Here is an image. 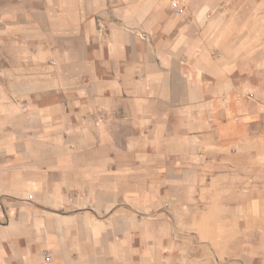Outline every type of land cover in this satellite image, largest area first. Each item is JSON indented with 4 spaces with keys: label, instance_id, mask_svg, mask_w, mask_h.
<instances>
[{
    "label": "crops",
    "instance_id": "crops-1",
    "mask_svg": "<svg viewBox=\"0 0 264 264\" xmlns=\"http://www.w3.org/2000/svg\"><path fill=\"white\" fill-rule=\"evenodd\" d=\"M0 264H264V0H0Z\"/></svg>",
    "mask_w": 264,
    "mask_h": 264
},
{
    "label": "built area",
    "instance_id": "built-area-1",
    "mask_svg": "<svg viewBox=\"0 0 264 264\" xmlns=\"http://www.w3.org/2000/svg\"><path fill=\"white\" fill-rule=\"evenodd\" d=\"M172 6L173 7H177V3L175 1L172 2ZM29 198L31 199L32 198V195H29Z\"/></svg>",
    "mask_w": 264,
    "mask_h": 264
}]
</instances>
